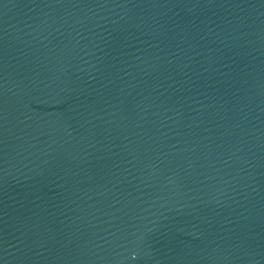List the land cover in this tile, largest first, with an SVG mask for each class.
Instances as JSON below:
<instances>
[{"label":"water","instance_id":"obj_1","mask_svg":"<svg viewBox=\"0 0 264 264\" xmlns=\"http://www.w3.org/2000/svg\"><path fill=\"white\" fill-rule=\"evenodd\" d=\"M0 264H264V0H0Z\"/></svg>","mask_w":264,"mask_h":264}]
</instances>
